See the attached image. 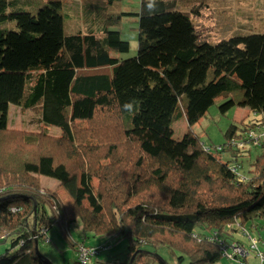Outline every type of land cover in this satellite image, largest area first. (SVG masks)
Returning <instances> with one entry per match:
<instances>
[{"label": "trees", "instance_id": "trees-1", "mask_svg": "<svg viewBox=\"0 0 264 264\" xmlns=\"http://www.w3.org/2000/svg\"><path fill=\"white\" fill-rule=\"evenodd\" d=\"M69 1L0 0V243H9L0 264H48L40 244L55 224L76 221L85 239H125L123 264H156L144 261L147 247L178 264H245L223 247L246 245L252 232L264 240V136L256 144L247 135L264 134V117L232 123L216 152L193 127L220 97L222 113L264 114V33L211 43L178 0H141L118 13L111 8L121 0H82L86 28L67 34ZM133 16L138 52L124 59L116 53L130 42L113 26ZM11 105L37 110L41 134L11 131ZM183 116L187 130L175 138ZM112 123L136 151L130 168L113 153ZM43 176L73 199L70 218ZM80 245L93 247L74 242L72 264H81Z\"/></svg>", "mask_w": 264, "mask_h": 264}, {"label": "rangeland", "instance_id": "rangeland-1", "mask_svg": "<svg viewBox=\"0 0 264 264\" xmlns=\"http://www.w3.org/2000/svg\"><path fill=\"white\" fill-rule=\"evenodd\" d=\"M82 0H71L64 7V27L67 34L73 32L76 28L85 29L86 22H84V13L82 10ZM141 0H121L117 2L111 11L118 13L119 11L133 10L137 11L140 7ZM179 8L187 11L194 22L197 31L203 39H207L211 43H216L222 39H227L236 35H247L253 33H264V0H178ZM109 11V10H108ZM139 19L135 16L125 17L113 29L121 32L122 38L130 42V50L125 53H116L117 56L127 59L137 55L138 52V35H139ZM233 95L238 96L236 91ZM224 97H220L209 108L205 116L193 127V131L200 136L201 141L207 148L213 152L226 142L227 137L225 133L232 123H239L246 119L247 111H241L237 116V107H233L226 113H222L219 105L223 102ZM250 117L262 118L264 114H250ZM108 119L115 120L113 115H109ZM107 119V120H108ZM114 123V121H113ZM110 124L109 129L114 134L112 143L117 146L113 152L118 158L124 160L126 165L130 166L134 162L133 155L136 154L135 149L125 145L124 137L118 131L117 125ZM42 122L37 110H22L18 106L11 105L9 110L8 128L11 131H16L18 134L39 133L41 134ZM187 119L185 116L180 118L173 124L174 137L180 138L187 130ZM113 128V129H112ZM117 130V131H116ZM49 135L54 139L60 136L58 129H49ZM24 136H22L23 138ZM21 138V139H22ZM107 151V150H106ZM261 153L260 148L252 149V155L255 158ZM223 160L229 159L228 153L222 154ZM110 159H102L101 162L105 164ZM43 178V177H42ZM48 178V177H46ZM43 178L41 181L45 188L50 190H57L61 200L64 203L66 215L70 218L73 209V199L64 187L56 181L47 180ZM53 179V178H51ZM80 223V222H79ZM77 224H72L69 227H64L61 223L55 224L48 233L49 242H43L39 246V250L54 264H68L74 263L77 259L73 243L79 241L81 233H78ZM253 238H257L255 232H252ZM247 238V237H246ZM264 239V234H263ZM110 249L103 251L90 264H120L125 260L127 241L123 238H112ZM88 245L100 246L102 239L91 237L87 241ZM246 248L251 253L248 258V263L258 264L259 260L256 257V251L251 249L249 239H245ZM262 247L261 242H259ZM9 243H0V253L5 251ZM145 251L151 254L144 255L146 263H160L161 260L167 259L170 264H178L174 255L165 249H159L154 252L153 247L144 248ZM223 262L226 261L224 258Z\"/></svg>", "mask_w": 264, "mask_h": 264}, {"label": "built area", "instance_id": "built-area-1", "mask_svg": "<svg viewBox=\"0 0 264 264\" xmlns=\"http://www.w3.org/2000/svg\"><path fill=\"white\" fill-rule=\"evenodd\" d=\"M249 140L253 141L254 143L258 144L262 142L264 134H257L255 131H250L248 134ZM238 145L240 147L244 146V143L239 142ZM239 166H233L232 169L236 171ZM249 241L251 244V249L256 251V257L259 260L258 264H264V240H259L257 238L249 237ZM259 242H261L262 247H260ZM229 246L230 251L223 247L224 255L228 259H233L235 256H245L249 255L250 252L246 248L245 244H238V243H229L226 244ZM109 249L107 244H102L100 246H93L89 247L86 245H80L78 247V260L81 264H89L94 257H96L102 250Z\"/></svg>", "mask_w": 264, "mask_h": 264}, {"label": "crops", "instance_id": "crops-1", "mask_svg": "<svg viewBox=\"0 0 264 264\" xmlns=\"http://www.w3.org/2000/svg\"><path fill=\"white\" fill-rule=\"evenodd\" d=\"M247 111V114H246V116L247 115H249L250 116V111H249V109L248 108H245V107H237V111H239L238 113H237V116L241 113V111ZM248 117V116H247ZM43 178H46V177H44L43 176ZM43 178H41V180L43 179ZM47 180H52V181H56V182H58L57 180H55V179H51V178H46ZM43 181V180H42ZM43 184V183H42ZM56 190V189H55ZM57 191V190H56ZM73 224H77V230H78V233H80L81 231H82V225H81V223H79V221H76V222H74ZM109 240H111V239H108V238H106V239H102V241H104V242H102V243H106V242H108V244L110 245L111 244V242L109 241ZM83 241H85V242H87L88 241V239H85V237H84V234H83V231H82V233H81V236L79 237V241H75V244L77 243V242H83ZM88 243V242H87ZM75 250V255H76V249H74ZM250 255H251V253L249 254V255H245V256H243V259H244V261H242V263H245V264H249L248 263V258L250 257ZM247 256V257H246ZM237 262H239V261H237ZM120 264H123V262L122 263H120ZM225 264H237V263H234V262H231V261H226L225 262ZM250 264H252V263H250Z\"/></svg>", "mask_w": 264, "mask_h": 264}, {"label": "water", "instance_id": "water-1", "mask_svg": "<svg viewBox=\"0 0 264 264\" xmlns=\"http://www.w3.org/2000/svg\"><path fill=\"white\" fill-rule=\"evenodd\" d=\"M37 250H38V249H37ZM46 262H47L48 264H52L51 260H49V259H47Z\"/></svg>", "mask_w": 264, "mask_h": 264}]
</instances>
